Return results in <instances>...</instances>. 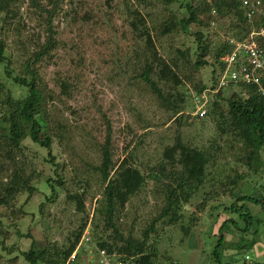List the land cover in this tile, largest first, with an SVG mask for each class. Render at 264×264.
Segmentation results:
<instances>
[{
  "label": "trees",
  "instance_id": "obj_1",
  "mask_svg": "<svg viewBox=\"0 0 264 264\" xmlns=\"http://www.w3.org/2000/svg\"><path fill=\"white\" fill-rule=\"evenodd\" d=\"M63 1L28 0L30 8L27 12L21 11L22 1L0 0V29L4 37L8 38L10 33L19 34L20 29H30L28 41L33 46L31 59L17 74L9 64L4 39H0V210L9 212V215L0 213V245L11 237L2 219L25 217L24 204L35 193H40L37 184H43L49 193H41L38 215L31 216L35 219L34 225H30L25 234L17 231L19 237L31 239L30 248L25 252L18 251L17 255L28 264H65L89 223L86 201L93 178L98 194L93 198L95 206L90 222V247L94 252L103 250L123 264H156L160 260L159 244L164 231L176 229L182 237L180 241H186L196 227V213L202 212L206 202L219 191L227 193L232 201L224 204L223 211L212 220V225H216V240L210 256L212 264H223V252L227 250L244 252L245 245L253 247L257 242V231L251 234V241L245 240L253 225V216L246 203H261L264 210V201L241 190L245 184H252L253 189H257L253 177L264 174V170L258 169L259 153L264 147V95L260 92V87L264 89V73L261 86L238 82L220 90L217 87L223 69L220 58L231 49L229 39L246 38L264 25V16L249 21L242 0H124L125 16L121 19L129 34L122 32V36L134 47L127 57L116 48L112 57L103 63L118 68L119 73L130 72L129 83L138 89L150 90L158 106L171 113L170 118L181 113L178 118L186 116L191 119L189 125L197 124L195 133L201 132L205 123H209L214 131L206 142L196 141L197 135L193 137L195 142L186 141L181 132L176 133L172 142L164 146L159 159L141 166L136 164L135 154L143 145L146 134L136 137L137 144L123 159H115L117 147L113 145L112 124L98 110L105 125L102 135L99 130L85 131L89 137L88 147H93L98 158L93 157V163L87 161L81 170L72 167L73 175L70 171L66 176V164L57 154L60 142L66 139L65 126H51L47 106L54 98V92L35 66L50 61L56 55L52 51L64 44L58 45L53 37V22L57 15H60L64 29L90 24L92 27L103 25V22L97 21L91 11L85 9L86 0H69L66 9L61 7ZM113 2L104 0L100 7L111 9ZM262 3L264 6V0ZM180 10L188 16L182 17ZM29 13L33 16L31 23H35L33 28H29L31 23L24 24ZM193 27L199 30L193 31ZM207 31L214 36L211 44L206 39ZM178 35L184 39L176 43L173 37ZM164 38L170 39L168 47L164 45ZM105 41L102 39L100 45ZM254 41L264 53V36H255ZM211 53L214 59L208 63L206 58ZM207 65L211 67L208 81L200 70ZM55 76L59 93L64 99L72 98L77 88L75 77L63 76L60 72ZM9 85L20 89L18 96ZM206 90H216L208 104L207 115L199 118L182 114L193 106L190 93L201 94ZM135 120L136 123L142 121L139 113L135 114ZM23 121L31 125V132L25 137ZM132 142L123 147V153ZM233 166L246 167L247 173L227 174ZM88 173L90 176L86 175ZM207 183L214 185V194L201 191ZM58 189L64 203L71 206V217L61 246L49 241L42 243L53 229L51 222L56 223L58 214L53 211L46 214L45 210L49 204H55ZM200 192L203 194L201 201L194 203ZM142 193L152 197L154 207L151 215H146L144 226L141 223L136 227L138 217L131 219L130 213L138 207L141 201L138 197ZM22 197L25 201L20 203ZM143 203L147 205L149 198L145 196ZM189 209L192 212L187 214ZM235 211L244 221L239 222L243 228H237L236 218L234 221L230 216ZM37 224L41 226L39 232H35ZM231 228L238 240L233 242L234 247H227L224 243ZM82 251L86 255L81 247L72 264H78ZM244 258L250 259L249 255ZM17 259L15 256L12 263L15 264ZM169 260L165 258V262ZM252 264L263 263L253 260Z\"/></svg>",
  "mask_w": 264,
  "mask_h": 264
},
{
  "label": "rangeland",
  "instance_id": "obj_2",
  "mask_svg": "<svg viewBox=\"0 0 264 264\" xmlns=\"http://www.w3.org/2000/svg\"><path fill=\"white\" fill-rule=\"evenodd\" d=\"M22 1L21 11L29 12L28 6H30L28 0ZM45 1V0H44ZM124 0H114L112 8L100 7L104 0H86V10L91 11L97 21L103 22V25H77L73 28H63V22L60 19V15H57L53 22L54 34L56 42L63 44L62 48L54 49L52 54L53 58L50 61L42 64H37L35 67L40 70L43 75L45 82L48 87L53 90L54 98L48 102L49 108V119L50 124L53 127H57L59 124L65 126L66 133L64 136L66 139L60 142L57 154L60 155L59 160L66 164L68 173H73L72 167L77 170H81L87 161L98 158L96 153H93V147L89 148L87 142L89 141L86 130H92L102 132L105 125L102 123L98 110H101L102 114H105L106 118L111 122L113 128V145L115 149L116 158L123 159L126 154L134 147L136 143V137L146 134L143 145L138 147L135 158L136 164L147 165L153 164L156 159H159L160 154L164 146L172 142V138L176 133L181 132L184 140H193V137L197 135L196 141H207L208 137L213 133L214 129L209 123H205L201 132L195 133L197 130L196 126H191V119L185 118L180 119L178 115L170 118L171 113L160 108L157 104V100L153 97L152 93L144 87L138 89L136 86H132L129 83L130 72H118V68L104 64L107 59L112 57L115 49H121V54L127 57L133 49V44L127 39H124L122 32H126L128 35L127 27L124 25L121 16H125V8L123 5ZM69 5V0H64L61 7L66 9ZM100 7V11L98 10ZM117 6V8H115ZM107 12V13H106ZM182 17L188 16L184 10H180ZM33 16L31 13L26 14L24 24L28 26L32 22ZM66 24V22H65ZM29 28L35 27V23H31ZM198 27H193V31H198ZM31 32L30 29H20L19 34L10 33L8 38L4 37V33L0 29V39L5 43V53L9 57V64L11 68L18 74V71L23 69L25 63L31 59V52H33V46L29 43L28 39ZM129 37V36H128ZM187 39V37H185ZM42 41L45 39V35L42 37ZM106 40L103 45H100L101 40ZM184 36H174L173 40L176 43L183 40ZM207 42L211 44L214 41V36L207 31ZM169 38H164L165 47L169 46ZM213 44V43H212ZM212 52V50H211ZM124 59V58H123ZM121 59V62H124ZM214 59V55L211 53L207 58V62L210 63ZM81 60V63L78 61ZM124 64V63H123ZM204 79L208 81V76L211 71L209 65L200 69ZM60 72L75 77L77 85L72 98L64 99L59 93L58 84L56 86L55 74ZM218 74V70H217ZM14 95L18 96L20 89L17 86L9 85ZM225 94L228 91L225 90ZM134 109V110H133ZM185 110L182 114H186ZM139 113L142 121L136 123L135 114ZM207 113L205 114V116ZM180 117V116H179ZM24 128V136H27L31 132V125L29 122H22ZM148 124V126H145ZM98 128V129H95ZM73 133V134H72ZM131 140L133 142L125 153H123V147L128 144ZM25 144L29 145L27 141ZM86 143V145H85ZM93 163V161H91ZM64 167V166H63ZM259 171L264 170V147L259 153ZM235 171L240 173H247V168L243 166H233V169L229 170L227 174L234 175ZM93 172V171H92ZM91 173L86 175L90 176ZM73 175V174H72ZM255 180L254 184L257 189H253L252 184H245L242 188L244 194H251V196L257 200L264 201V174H258L253 177ZM91 181V188L88 191L86 207L87 211L92 213L95 200L93 199L96 195L97 186ZM40 193H35L30 201L24 204V211L27 213L22 219H7L2 220L5 223L6 229L10 233V239L6 240L3 245H0V264H13V258L17 256V262L15 264H28L24 261L21 256L17 255V252L28 251L31 244V239L19 237L17 231L25 234L27 233L29 226L34 225L35 219L31 218L32 214L38 215V206L42 201L41 193L48 194L49 190H44L43 184H37ZM214 185L207 183L201 191L204 194H214ZM200 192L194 203L200 202L203 197ZM149 198V203L146 205L143 203L144 198ZM138 198L141 201L138 203V207H134L130 213L131 219L138 217V224L136 227L144 226L146 218L151 215V208L154 207L152 197L147 193H142ZM25 201V197L20 198V203ZM231 198L227 193L219 191V193L210 198L206 202L205 209L196 213V227H194L193 233L186 239L182 240L179 235V231L176 229H166L164 235L160 238L159 244V256L160 260L156 264H212V249L214 248L216 236L214 235L215 226L212 225V220L218 212H222L224 204H229ZM53 206L49 204L46 207L45 213L58 214L56 223L51 222L53 229L50 230L49 238L44 239L42 243L46 241L55 242L59 246L63 244L62 237L65 235L66 228L71 217V206L64 203L63 194L58 189L56 199H54ZM135 204V200L133 201ZM132 203V204H133ZM248 210L253 216V225L249 230V234L245 235L246 241H251L253 231H257L256 243L253 247L248 248L250 245H245L243 251L239 250H227L223 252L224 259L223 264H252L253 260H257L264 264V210L261 209V203H246ZM213 206H217L216 209H212ZM140 208V209H138ZM187 214H190L192 210H188ZM1 214L9 215L8 211L1 209ZM144 214V216H142ZM235 221L237 228H243L239 222L244 223L240 220L237 212L235 211L230 215ZM228 216V217H230ZM6 217V216H5ZM238 217V218H237ZM222 218H225L222 217ZM259 220V222H257ZM158 225V224H157ZM41 226L36 225L35 232H39ZM238 232V231H237ZM36 236V234H35ZM238 240V236L235 230L231 228L229 231L228 240L224 243V246L231 245L234 247L233 242ZM182 242V243H180ZM180 243V244H179ZM246 244V243H245ZM88 251H92L91 247L87 248L86 255L82 254L78 258V264H92L93 259H90ZM11 253V254H10ZM245 255H249L248 260H245ZM165 258H169V262H165Z\"/></svg>",
  "mask_w": 264,
  "mask_h": 264
},
{
  "label": "built area",
  "instance_id": "obj_3",
  "mask_svg": "<svg viewBox=\"0 0 264 264\" xmlns=\"http://www.w3.org/2000/svg\"><path fill=\"white\" fill-rule=\"evenodd\" d=\"M263 0H242V6L246 10V17L249 21L258 20L264 16ZM255 36H264V25L258 30H254L244 39H229L231 49L221 58L220 63L223 65L220 71L217 90L226 87L228 84H237L238 82L255 84L261 86V76L264 73V53L259 49L254 41ZM260 92L264 95V89L260 87ZM206 90L201 94L191 92L192 112L191 116L204 118L207 113L208 104L212 101V96L216 93ZM89 242L88 230L83 234L79 246H87ZM78 248V247H77ZM77 251V249H76ZM74 251L65 264H72L76 259ZM90 259L96 264H123L121 261L108 256L105 251H89ZM247 258V257H246Z\"/></svg>",
  "mask_w": 264,
  "mask_h": 264
},
{
  "label": "clouds",
  "instance_id": "obj_4",
  "mask_svg": "<svg viewBox=\"0 0 264 264\" xmlns=\"http://www.w3.org/2000/svg\"><path fill=\"white\" fill-rule=\"evenodd\" d=\"M196 93H199V92H196ZM190 100H191V93H190ZM192 112V108H191V110H189L188 112H186V114L187 115H190V113ZM191 116V115H190ZM194 117V116H193ZM93 216V211H92V213H89V223H88V225L85 227V229H84V231H83V233H82V235H81V238H82V236H83V234L85 233V231L86 230H88V237H89V242H88V245L87 246H79V243H80V241H81V238H80V240H79V243H78V245H77V247H76V249H77V251H76V249H75V251H76V254L78 253V251H79V249L82 247V248H84L85 249V251L87 252V248L88 247H90V241H91V236H90V222H91V217ZM92 249V248H91ZM92 251H93V249H92ZM89 252V251H88ZM95 252H97V251H95ZM93 253H94V251H93ZM87 254H89V253H87ZM95 263V262H94ZM96 264V263H95Z\"/></svg>",
  "mask_w": 264,
  "mask_h": 264
}]
</instances>
